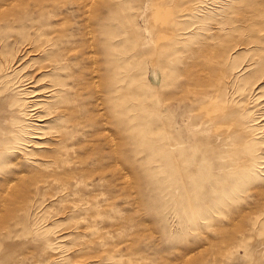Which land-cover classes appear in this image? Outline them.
<instances>
[{"label": "rangeland", "instance_id": "rangeland-1", "mask_svg": "<svg viewBox=\"0 0 264 264\" xmlns=\"http://www.w3.org/2000/svg\"><path fill=\"white\" fill-rule=\"evenodd\" d=\"M0 264H264V0H0Z\"/></svg>", "mask_w": 264, "mask_h": 264}]
</instances>
